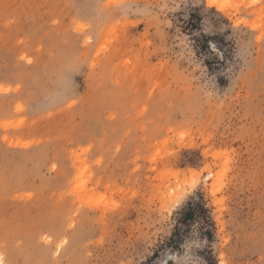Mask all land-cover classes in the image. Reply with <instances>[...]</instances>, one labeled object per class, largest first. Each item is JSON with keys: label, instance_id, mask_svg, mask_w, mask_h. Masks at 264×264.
<instances>
[{"label": "rangeland", "instance_id": "1", "mask_svg": "<svg viewBox=\"0 0 264 264\" xmlns=\"http://www.w3.org/2000/svg\"><path fill=\"white\" fill-rule=\"evenodd\" d=\"M0 264H264V0H0Z\"/></svg>", "mask_w": 264, "mask_h": 264}, {"label": "trees", "instance_id": "2", "mask_svg": "<svg viewBox=\"0 0 264 264\" xmlns=\"http://www.w3.org/2000/svg\"><path fill=\"white\" fill-rule=\"evenodd\" d=\"M187 215H188L187 213H184L183 218L185 219L187 217Z\"/></svg>", "mask_w": 264, "mask_h": 264}]
</instances>
